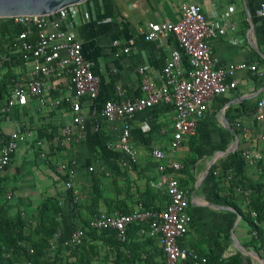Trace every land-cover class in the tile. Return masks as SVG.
Segmentation results:
<instances>
[{
	"label": "crops",
	"instance_id": "1",
	"mask_svg": "<svg viewBox=\"0 0 264 264\" xmlns=\"http://www.w3.org/2000/svg\"><path fill=\"white\" fill-rule=\"evenodd\" d=\"M261 1L88 0L70 7L66 29L80 42L82 55L91 63L92 72L98 79L97 97L81 100V113L86 122L85 138L75 139L78 132L72 126L68 103L38 112L36 100L28 99L21 106L12 108L9 113L11 121L0 122V130L6 133L16 129L20 123L27 126L29 136L18 144V148L21 146L23 157L32 154L35 159L38 153L44 160V176L48 181L47 190L42 195H18L16 188L11 187L5 193V197L8 191L12 193L10 199L6 198L9 205L4 207L0 201V215L6 214L9 220H16L17 215H21L31 224L30 229L26 228L28 230L22 233L26 241L21 245L30 247L32 242L37 244L40 239L47 238L46 232L52 221L57 222L60 225L58 229L66 235L95 215L127 214L138 201L151 210L163 209L168 196L166 188L159 185L157 162L151 156L152 150L159 148L168 158L182 165L177 179L189 201L190 223L187 234L178 243L203 257L218 256L220 262L239 252L242 264H262L256 254L246 249L249 236L242 224L245 222L214 195L213 177L209 174L212 166L216 176L232 168L239 182L251 181L261 185L264 200V159L262 165L252 167L243 161L240 154L233 156L239 142L245 144L241 132L237 136L233 128H238V124L255 127L254 112L264 90V21L256 14ZM181 3H197L206 22L217 26L216 35L210 40L217 68L226 69L233 64L246 63L256 65L259 73L236 71L230 78L236 80V88L216 97L211 111L198 124L195 134L173 151L170 148L175 115L172 104L158 103L130 118L112 122L99 121L98 110L107 101L140 96V68H145L150 75L154 88L164 87L162 69L170 60L171 52L177 49V41L171 34L148 41L144 32L149 22H175L179 18L178 6ZM125 49L128 51L124 52ZM184 58L182 54L183 65ZM20 75L29 77V70L20 71ZM63 93L68 96L70 91L66 87V91L51 93L50 96ZM3 100L0 108L4 106ZM70 125L72 136L65 141L63 129ZM125 126L129 127L130 145L136 150L134 163L124 152L110 147L119 140ZM36 140L42 145L36 147ZM17 153L18 150L9 166L0 172V188L5 184ZM34 159L30 162L32 165H36ZM71 160L78 162L73 190H70L72 200L77 199L72 212L68 210L64 186L55 177L56 165ZM89 167L93 170L89 171ZM218 185L217 194H227L230 184L222 180ZM235 197L243 209V198L237 193ZM54 199L59 200L63 207L62 216H52ZM22 212L25 215L22 216ZM258 226L264 231V216ZM141 237L133 235V242L139 247L143 244L142 251L137 252L146 262L137 264H162L157 243ZM66 256L69 262L76 260L67 253Z\"/></svg>",
	"mask_w": 264,
	"mask_h": 264
},
{
	"label": "built area",
	"instance_id": "2",
	"mask_svg": "<svg viewBox=\"0 0 264 264\" xmlns=\"http://www.w3.org/2000/svg\"><path fill=\"white\" fill-rule=\"evenodd\" d=\"M178 13L179 18L175 22H149L144 32V37L148 41L167 34H171L177 41V49L171 52L170 60L162 69L164 87L154 88L150 75L145 68H140L141 95L121 101H107L98 110L99 121L112 122L116 119L130 118L133 114L158 103L172 104L175 115L170 148L173 151L179 148L186 138L195 134L198 124L211 111L214 99L236 88V80L229 79L236 71L259 73L256 65L246 63L233 64L226 69L217 68L210 46V40L216 35L217 26L206 22L197 3L179 4ZM256 14L264 21V0L259 4ZM68 17L70 7L61 8L49 15L8 18L12 20L14 27L21 30L12 44L0 52V81L8 71L6 64L13 54L20 55L25 69L29 70V77L20 75L12 81L10 98L0 108V122L11 121L9 113L12 108L21 106L28 99L36 100L38 112L44 108H58L61 104L68 103L72 113V126L78 132L75 139L85 138L86 122L81 113V100H93L97 97L98 79L92 72L91 63L82 55L80 42L66 29ZM32 34L33 37H30ZM182 54L188 59V69L182 64ZM66 87L70 91L68 96L64 93L60 95L62 97L50 96L51 93L66 91ZM254 120L256 123L253 128L243 124H238L237 127L245 143L240 153L241 158L248 166L258 167L264 159V90L256 104ZM72 126H65L63 129L65 141L71 139ZM28 136L29 131L24 123H20L16 129L8 133L0 130V172L9 166L18 144L25 141ZM129 138V127L125 126L119 140L110 147L124 152L129 161L134 163L137 158L136 150L130 145ZM34 145L39 147L42 142L36 140ZM151 156L157 162L156 170L160 173L159 185L166 188L168 196L166 206L161 210H151L146 209L138 201L134 209L127 214L94 216L90 220V227L97 230H115L118 240L124 242L127 228L137 224L140 227V236L156 239L162 249L165 264H181L187 260L192 264H205V257L178 243L179 239L187 234L190 223L189 201L177 179L182 165L168 158L159 148H154ZM77 165L76 160H71L69 163L60 162L55 167L57 174L66 178L62 181L65 190H73L72 182ZM88 170L92 171L93 168L89 167ZM215 173L217 174V171ZM233 176L232 168L225 171V181L228 184ZM233 190L243 198L245 204H249L251 189L235 187ZM11 197L12 193L8 191L6 198ZM76 201L77 199H74V202ZM251 214L254 224L258 226L255 214L253 212ZM23 215L25 214L22 212ZM82 236L83 232L79 228L67 236L58 229L47 246L46 257H51L59 244L64 247L79 245ZM253 236H256L255 232Z\"/></svg>",
	"mask_w": 264,
	"mask_h": 264
},
{
	"label": "trees",
	"instance_id": "3",
	"mask_svg": "<svg viewBox=\"0 0 264 264\" xmlns=\"http://www.w3.org/2000/svg\"><path fill=\"white\" fill-rule=\"evenodd\" d=\"M20 30V28L14 27L12 25L11 19H0V52L5 51L12 44L14 38ZM33 34L30 37H33ZM184 63V68L188 69L189 62L187 58H184ZM6 67L8 71L0 81V102L4 99V104L10 98L11 88L13 85L12 81H15L18 76H20V71H23V69H25V65L20 55L13 54L10 55V61H8ZM233 129L236 135L239 136L240 130L236 127H234ZM244 145L245 144L240 141L238 148L233 153V156L239 155ZM262 164L263 162L260 165ZM228 167H232V165ZM214 169L215 167L213 166L209 169V174L213 177L212 187L214 195L220 201H223L228 207L236 211L240 215L241 219L247 224V234L249 236V242L246 245V249L251 250L264 263V231L259 226L254 224L253 217L251 215L252 212L255 214V219L257 222L261 221L264 216L262 186L257 182L251 181L241 183L237 180V176L234 173L233 179L230 182V189H228L227 194H225L224 196H219L217 194V185L220 184L222 180H225V173L221 175L219 174L217 176L213 175L215 171ZM56 175L59 178L60 182L66 179L65 177L58 175L57 172ZM235 187L242 189L249 188L252 190L249 204H245V202L243 201L246 209H242V205H239L240 203L238 201V198L235 197V191L233 190V188ZM63 193L65 195V198L67 196V206L69 211L72 212L74 210V206L76 205L72 200L71 191L64 189ZM141 203L144 205L143 202ZM144 207L146 209H149L145 205ZM62 211L63 207L61 206V203L59 202V200L54 199V209L52 210V216H62ZM30 226L31 224L25 221L21 217V215H17L16 220H9L6 214L0 215V264H96L95 260L101 261L102 257L103 260L105 259V261L108 259V257L109 259L111 258L112 260L110 259L109 264H137V262L141 261H143V263L146 262V260H141V256L138 253V250L142 251L143 244H140L139 247L135 242H133V235H137L140 237V227L137 224H132L127 228L126 239L124 242H120L117 238V232L115 230H97L90 227V221L87 223L83 222L81 225H79V229H81L83 232L80 244L74 247H64L59 244L53 255L49 258L46 257V249L54 233L58 230V227H60V225L57 222L52 221L49 226L48 232H46L47 238L43 240L40 239L39 243L37 242V244H35V242H32L30 244V247L23 246L21 245V242H25L26 239L23 237L22 233L23 231L30 229ZM253 232H255L256 236H253ZM68 234L69 233H67L66 236ZM144 239H146V241H154L155 243H157L156 239L150 238L148 236H145ZM158 248L159 253L163 258L162 264H165L162 249L161 247H159V245ZM105 249L107 250V252L105 251ZM30 250H32L33 252L30 253ZM66 253L70 257H74L76 260L74 262H69ZM102 253L105 254L102 256ZM43 256L45 260L43 259ZM205 258V264H242V256L239 252H237L227 260L221 262L220 258L218 256H214L213 254ZM151 264L153 263L151 262ZM185 264H192V262L190 260H187L185 261Z\"/></svg>",
	"mask_w": 264,
	"mask_h": 264
},
{
	"label": "rangeland",
	"instance_id": "4",
	"mask_svg": "<svg viewBox=\"0 0 264 264\" xmlns=\"http://www.w3.org/2000/svg\"><path fill=\"white\" fill-rule=\"evenodd\" d=\"M17 150L18 153L14 159L13 165L10 167L7 173L5 184H3L0 188V201L4 207L9 205L10 201L6 199L5 193L7 189L11 187L16 188L18 195H30L31 193L42 195L47 190L46 186L48 181L44 176L46 174V171L44 170V160L38 155L37 152V156L35 157V159L32 154L28 155V157H23L21 155V146ZM33 159L35 160L36 165H32L30 163ZM55 177L57 178V180L59 179L56 175ZM60 185L64 186L63 182H61ZM244 209H246L245 206ZM242 224L245 231H248L247 224ZM103 255L104 253H102V256ZM110 259L108 257V259L105 261V259L103 260L102 257L101 261L95 260V263L109 264Z\"/></svg>",
	"mask_w": 264,
	"mask_h": 264
},
{
	"label": "water",
	"instance_id": "5",
	"mask_svg": "<svg viewBox=\"0 0 264 264\" xmlns=\"http://www.w3.org/2000/svg\"><path fill=\"white\" fill-rule=\"evenodd\" d=\"M86 1L88 0H0V19L25 15H49L61 8L80 5ZM261 262L264 264L262 260Z\"/></svg>",
	"mask_w": 264,
	"mask_h": 264
}]
</instances>
